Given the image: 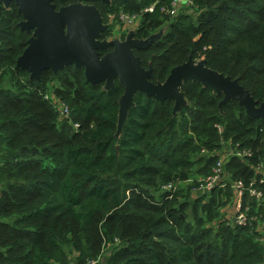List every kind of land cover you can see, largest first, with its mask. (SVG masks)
I'll return each instance as SVG.
<instances>
[{"label":"trees","instance_id":"1","mask_svg":"<svg viewBox=\"0 0 264 264\" xmlns=\"http://www.w3.org/2000/svg\"><path fill=\"white\" fill-rule=\"evenodd\" d=\"M75 2L54 0L58 7ZM170 2L91 3L115 18L121 11L141 15L135 35L144 40L173 18L163 37L134 50L153 68L152 82H165L193 57L263 102L264 0H194L173 17L162 11ZM22 21L15 1L0 2V264H87L116 243L107 264H264L260 222L249 221L258 215L257 200L249 222L238 225L213 210L221 189L205 194L207 202L190 199L196 181L182 195L163 190L211 174L218 158L211 152L228 141L253 150L251 158L226 164L234 180L250 182L264 165V117L249 116L235 100L220 107L223 95L190 81L181 88L188 103L177 113L174 99L139 92L118 137L125 92L119 79L106 89L71 65L32 80L17 64L32 36ZM47 93L69 106V118H61ZM217 220V228L209 226Z\"/></svg>","mask_w":264,"mask_h":264},{"label":"water","instance_id":"2","mask_svg":"<svg viewBox=\"0 0 264 264\" xmlns=\"http://www.w3.org/2000/svg\"><path fill=\"white\" fill-rule=\"evenodd\" d=\"M13 1L23 16L21 29L32 33L29 45L18 59V67L29 72L30 78L36 81H40L45 70L58 72L71 65L84 69L87 82L104 84L106 89L119 79L125 92L119 102L118 137L139 92L161 102L174 99V112L177 113L188 103L181 88L190 81L199 82L212 88L215 94L223 95L220 107L235 100L244 106L249 116L264 117V101H257L238 79L208 67L206 60L197 61L190 57L173 67L165 82H152L153 68L146 69L134 49L149 47L160 39V34L140 40L131 32L124 41L102 40L109 24L104 22L100 10L89 4L95 0H78L79 3L62 7H58L54 0H0L6 7ZM83 1L86 3H81ZM103 1L110 3V0ZM109 48L114 49L101 54Z\"/></svg>","mask_w":264,"mask_h":264},{"label":"built area","instance_id":"3","mask_svg":"<svg viewBox=\"0 0 264 264\" xmlns=\"http://www.w3.org/2000/svg\"><path fill=\"white\" fill-rule=\"evenodd\" d=\"M194 4V0H171L169 6L162 7V11L166 14L173 16H177L181 9L186 6H192ZM155 6L152 5L145 9L146 12H153ZM141 15L137 14H129L126 12H120V19L121 24L131 27L133 26L138 20H140ZM47 100H50L55 107L59 110L61 118H69L71 114V110L69 106L63 102L61 99H57L56 96L53 94H46L45 95ZM77 127V125H75ZM217 128L220 133H222L223 128L221 125H217ZM232 150L222 155H217V161L212 168L211 174H209L205 178H201L202 180L196 181L195 188L198 192L203 193H211L213 190L219 188L221 190L226 191L227 189H231L234 199L239 205L240 212L237 214L236 218H234V222L238 225H246L248 223V215L242 212L241 204L245 197H251L257 200L259 203L264 202V165L259 164L256 168V176L255 178L251 179L250 182H246L244 179H236L233 183H229L224 180V176L226 175V164L229 160L233 158H242L247 159L251 158L254 155V152L251 148H244L240 144H233ZM203 152H207L203 150ZM191 181V180H189ZM182 183V181L178 182H171L163 187L166 191H175L176 184ZM97 261H94L89 264H95Z\"/></svg>","mask_w":264,"mask_h":264},{"label":"rangeland","instance_id":"4","mask_svg":"<svg viewBox=\"0 0 264 264\" xmlns=\"http://www.w3.org/2000/svg\"><path fill=\"white\" fill-rule=\"evenodd\" d=\"M79 2L80 1L77 0V2H75V3H79ZM81 3L85 4L86 2L83 1ZM190 12H191V16L193 18H196L199 15V11L196 9H190ZM101 14H102V12H101ZM117 15L118 16L115 18V15L113 16V15H106L104 13L102 14L104 22L106 24L109 23L111 25L112 34H114V36H116V37H122V36L126 37L129 33L135 32L136 29L140 25L141 21L138 20L131 27H127L125 25H124V27H122L121 23H120L121 22L120 13H118ZM171 19H173V18H171ZM171 19H169L167 21L165 26L159 32H156L154 34H160V38L163 37L170 30L169 23L171 22ZM5 86L14 88V83L7 82V83H5ZM54 86H59V83L55 82ZM47 94H49V93H47ZM232 147H234L233 144L230 141H228V143H225L221 149H219V150L216 149V151H212L211 153L217 154V155H222V154L227 153L230 150H232ZM207 153H208V151H207ZM203 165H204V162H201V163L197 164L194 167V169L198 170L201 167H203ZM225 171H226V175L224 176V180L229 182V183H233L235 180L232 178L231 174L229 173L230 171L226 170V168H225ZM207 176H204L203 173H201V172L195 174V177H197L198 180H202L201 178H205ZM189 180H191V181H189ZM189 180L182 181V184H179V183L176 184L175 192H177V194H179V195H182L183 193H185L187 191V187L191 183L197 181V180H195V178H191ZM195 186H196V182H195ZM195 186L192 188L190 199L194 202L196 199L200 198L202 201L207 202L208 200L206 198H204V195L205 194L209 195V193L198 192L197 189L195 188ZM217 189H219V188H217ZM228 191H229L228 189L226 191L223 190V195H220V196L217 194V202H216V206H215V208H213V210L219 211V214H220L219 219L220 220L226 219V220L231 221V220H234V218H236V216L240 212V210H238L239 205L236 202V200L234 199L235 197L233 196V194L230 196ZM230 191L232 193L231 189H230ZM201 200H200V209H201V206L203 204ZM253 200H255V199L248 197V199L246 201L243 200V202L241 204L240 209L242 210V212L244 214H246V216H247V213L249 212V210H251V208L255 207V205L253 204V202H254ZM255 210H258V215L253 216L252 218L249 219V221L250 220H258L260 222L259 231L262 232V238H260V241L264 243V202H260V203L258 202V204L255 207ZM218 221L219 220L215 221V223L210 224L209 226H214L215 228H217ZM118 245L119 244L116 243V244H111L110 246H107L104 250L102 257L95 264H107L108 258L111 256V254L114 252V250L118 247ZM69 256H71V255L69 254ZM89 263H92V262H88L87 264H89Z\"/></svg>","mask_w":264,"mask_h":264},{"label":"flooded vegetation","instance_id":"5","mask_svg":"<svg viewBox=\"0 0 264 264\" xmlns=\"http://www.w3.org/2000/svg\"><path fill=\"white\" fill-rule=\"evenodd\" d=\"M95 1H101V3H103V4H108V3L104 2L103 0H95ZM110 2H111V0H110ZM89 3L92 4L91 2H89ZM109 4H111V3H109ZM107 24H109V23H107ZM121 26L124 27L123 24H121ZM106 32H108V35L106 37H103V38L101 37L102 40H108V41L120 40V41H124L130 35V33H129L126 37H123V36L122 37H116V36H114V34H112V27H111L110 24H109V29ZM135 33H136V31L134 32V38L139 39L138 37H136ZM140 40H144V39H140ZM113 49L114 48H109L108 50L101 51V52H104V54H106V53L112 51Z\"/></svg>","mask_w":264,"mask_h":264}]
</instances>
